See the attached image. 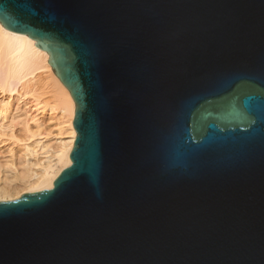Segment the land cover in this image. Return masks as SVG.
<instances>
[{
  "label": "water",
  "instance_id": "obj_1",
  "mask_svg": "<svg viewBox=\"0 0 264 264\" xmlns=\"http://www.w3.org/2000/svg\"><path fill=\"white\" fill-rule=\"evenodd\" d=\"M0 25L76 132L0 202V264H264V0H0Z\"/></svg>",
  "mask_w": 264,
  "mask_h": 264
},
{
  "label": "bare ground",
  "instance_id": "obj_2",
  "mask_svg": "<svg viewBox=\"0 0 264 264\" xmlns=\"http://www.w3.org/2000/svg\"><path fill=\"white\" fill-rule=\"evenodd\" d=\"M34 42L0 25V202L49 189L76 137L71 95Z\"/></svg>",
  "mask_w": 264,
  "mask_h": 264
},
{
  "label": "rangeland",
  "instance_id": "obj_3",
  "mask_svg": "<svg viewBox=\"0 0 264 264\" xmlns=\"http://www.w3.org/2000/svg\"><path fill=\"white\" fill-rule=\"evenodd\" d=\"M50 101H51V100L47 99V100H43L41 103H42V105L46 106V108H47V106H48V107L50 106V105H49ZM44 109H45V108H44Z\"/></svg>",
  "mask_w": 264,
  "mask_h": 264
}]
</instances>
